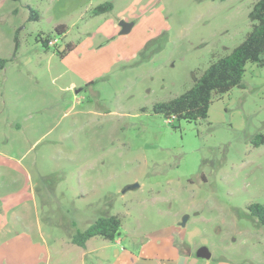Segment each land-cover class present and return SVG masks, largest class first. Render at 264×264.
I'll use <instances>...</instances> for the list:
<instances>
[{"label":"rangeland","instance_id":"1","mask_svg":"<svg viewBox=\"0 0 264 264\" xmlns=\"http://www.w3.org/2000/svg\"><path fill=\"white\" fill-rule=\"evenodd\" d=\"M255 1L0 0V157L13 162L0 199L15 206L0 207V264H264V225L246 208L264 204V143L252 142L264 63L248 62L245 87L215 95L206 118L153 110L243 40ZM58 22L67 34L46 49L37 35ZM109 215L113 240L71 242Z\"/></svg>","mask_w":264,"mask_h":264},{"label":"trees","instance_id":"2","mask_svg":"<svg viewBox=\"0 0 264 264\" xmlns=\"http://www.w3.org/2000/svg\"><path fill=\"white\" fill-rule=\"evenodd\" d=\"M112 8L113 4L106 1L93 6L91 13L99 15L111 11ZM248 17L251 27L243 40L226 54L212 59L189 89L170 100L154 103L155 113L162 114L166 119H203L207 117L209 105L215 95L227 92L233 87H245L243 76L246 64L252 62L262 66L264 63V0H256L253 3ZM29 19H39V13L30 9ZM66 30V25L59 24L55 26L54 32L45 36L40 34L39 40L45 48H49L51 34L62 36ZM72 48V43L67 42L64 49H57L55 52L62 56ZM6 61V58H0V68ZM252 142L256 146L264 143V135H255ZM246 208L259 224L264 225V204L251 202ZM120 225L121 220L117 215L99 217L87 228L72 235L71 242L84 247L89 238L97 235L113 240L119 233Z\"/></svg>","mask_w":264,"mask_h":264},{"label":"crops","instance_id":"3","mask_svg":"<svg viewBox=\"0 0 264 264\" xmlns=\"http://www.w3.org/2000/svg\"><path fill=\"white\" fill-rule=\"evenodd\" d=\"M53 2H55L56 0H51ZM62 3L63 5L65 3L68 2V0H59V3ZM57 4V3H56ZM58 5V4H57ZM110 12V11H109ZM108 13V12H106ZM102 14H105V13H102ZM100 15V14H99ZM59 24H64L65 23H61V22H58V23H54V28L55 26L59 25ZM115 22L113 23V27H115ZM68 31V29L66 30V32ZM65 32V34H67ZM45 35L46 33H42L39 32V34L37 35V38H36V41L38 42L39 40V35ZM64 34V35H65ZM64 35H62V37H64ZM58 43V42H57ZM57 45V44H56ZM50 48V46H49ZM49 48H46V49H49ZM59 50V48H57ZM57 54V53H56ZM56 54H54L55 56H57ZM13 164V162H11V158H6V157H0V168L2 169V171H0V180H2L4 182V184H7V183H11V165ZM7 196V195H6ZM6 196L4 197V199H0V207L2 208V210H4L9 216L11 215V209L15 206H13L14 203H11V201H9V199L6 198ZM11 219V218H10ZM9 219V220H10ZM1 224H0V238H3V237H10L11 236V224L10 226H7V224L4 223L3 220H1ZM11 221V220H10ZM3 242V241H2ZM1 243V242H0ZM2 261H0L1 263ZM205 263H209L208 260L205 262ZM12 264H16V263H12ZM19 264V263H17Z\"/></svg>","mask_w":264,"mask_h":264},{"label":"water","instance_id":"4","mask_svg":"<svg viewBox=\"0 0 264 264\" xmlns=\"http://www.w3.org/2000/svg\"><path fill=\"white\" fill-rule=\"evenodd\" d=\"M119 25H120V27H121V29H120V33H121V34H125V33H127V32L129 31V29H130V26H129V24H128L127 22L120 21V22H119ZM130 187H134V185H131ZM182 224H184V221L182 222ZM195 255H196L197 257H199V258L209 259L210 256H211V253H210V251H209V249H208L207 246H205V245H201V246H199V247L196 249V251H195Z\"/></svg>","mask_w":264,"mask_h":264},{"label":"built area","instance_id":"5","mask_svg":"<svg viewBox=\"0 0 264 264\" xmlns=\"http://www.w3.org/2000/svg\"><path fill=\"white\" fill-rule=\"evenodd\" d=\"M56 43V39H50L48 44L51 46V45H54Z\"/></svg>","mask_w":264,"mask_h":264}]
</instances>
